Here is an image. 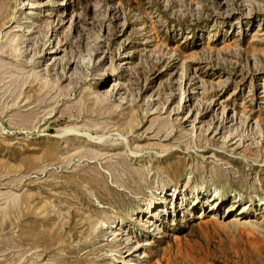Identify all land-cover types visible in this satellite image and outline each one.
Wrapping results in <instances>:
<instances>
[{
	"label": "rangeland",
	"instance_id": "1",
	"mask_svg": "<svg viewBox=\"0 0 264 264\" xmlns=\"http://www.w3.org/2000/svg\"><path fill=\"white\" fill-rule=\"evenodd\" d=\"M0 264H264V0H0Z\"/></svg>",
	"mask_w": 264,
	"mask_h": 264
}]
</instances>
